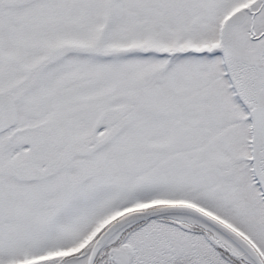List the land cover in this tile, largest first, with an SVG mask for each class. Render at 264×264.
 <instances>
[{"label":"snow or ice","instance_id":"obj_1","mask_svg":"<svg viewBox=\"0 0 264 264\" xmlns=\"http://www.w3.org/2000/svg\"><path fill=\"white\" fill-rule=\"evenodd\" d=\"M0 264H264V0H0Z\"/></svg>","mask_w":264,"mask_h":264}]
</instances>
